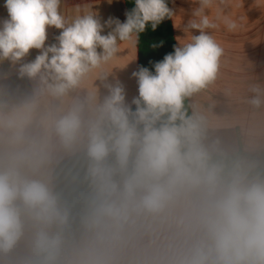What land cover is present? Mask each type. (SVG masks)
I'll use <instances>...</instances> for the list:
<instances>
[{"label": "clouds", "instance_id": "9594fccd", "mask_svg": "<svg viewBox=\"0 0 264 264\" xmlns=\"http://www.w3.org/2000/svg\"><path fill=\"white\" fill-rule=\"evenodd\" d=\"M216 3L198 0L184 31L199 35L155 62V74L132 73V110L108 76L129 62L115 63L122 45L135 48L149 22L155 30L173 16L166 0H135L124 22L104 24L90 10L70 19L62 0H5L0 60L36 86L19 103L0 99V264H264V85L223 89L251 111L249 122L186 103L222 79L225 48L208 30L244 27L219 8L206 14ZM48 27L61 31L46 46ZM32 49L40 51L24 62ZM96 80L107 89L102 100ZM236 126L242 148L219 135ZM77 154L90 191L68 247L71 210L51 174Z\"/></svg>", "mask_w": 264, "mask_h": 264}, {"label": "crops", "instance_id": "0c3cea01", "mask_svg": "<svg viewBox=\"0 0 264 264\" xmlns=\"http://www.w3.org/2000/svg\"><path fill=\"white\" fill-rule=\"evenodd\" d=\"M4 4L5 0H0V21L8 18ZM198 7V0H169V8L173 11L170 23L175 46H180V41L186 40L189 35H199V30L196 29H190L188 32L184 31L189 20L193 18L194 9ZM217 8L221 10L222 15H229L233 19L243 17L241 22L244 27L238 32L231 33L221 23L219 29L208 30L225 48L222 79L217 82L216 87L191 98L187 103L199 101L205 106L211 104L213 105V111L218 115H235L245 122H249L253 118L251 111L247 106L239 104L233 98L226 96L223 89L226 85H236L239 81H242L245 85L248 83L264 85V0H227L226 4H220L217 0L212 9L206 10V14L214 17ZM61 10L70 19L77 14L90 10L104 24L110 17L118 18L121 22H124L126 6L125 0H62ZM176 20L180 21L179 25L176 24ZM114 27L113 24L112 28ZM112 28L106 26L102 34H107ZM60 31L55 27H48L46 46L57 42L56 37ZM121 47L122 52L119 54L121 59L115 61V63L123 65L127 61L129 62L122 68H113L108 76V82L112 84L120 82L123 85L126 103L132 107L134 106L132 100L138 97L137 79L132 75L133 72L137 71L138 65L137 44L135 48L127 44ZM39 51L37 49L30 50L29 55L24 58V62L34 60ZM19 67V64H14L10 60H0V99L9 104L19 103L25 97L31 95L36 86L34 81L19 75ZM95 86L98 89V97L102 100L107 94V89L100 80L95 81ZM241 94H248L246 87L241 90ZM219 135L225 144L243 147L244 137L239 126L223 130ZM69 157L71 156H63L58 163ZM52 181L51 174V183ZM79 238L80 229L78 226L67 235L68 247L73 246ZM20 247L22 250L24 244L22 243ZM12 255H15V253Z\"/></svg>", "mask_w": 264, "mask_h": 264}, {"label": "trees", "instance_id": "16d2710c", "mask_svg": "<svg viewBox=\"0 0 264 264\" xmlns=\"http://www.w3.org/2000/svg\"><path fill=\"white\" fill-rule=\"evenodd\" d=\"M166 2L169 7V0ZM125 6L126 11H130L135 7V0H125ZM174 46L170 18H165L155 30L149 22L145 31L139 34L137 42V71L140 67H146L155 74L154 63L162 61L166 54L173 53ZM135 107L132 106V110H135ZM85 169L86 162L80 154L67 158L54 165L52 169L53 189L60 194L62 202L71 210V230L79 226V217L84 211L85 198L90 191L83 179ZM77 174L79 180L73 181L72 177Z\"/></svg>", "mask_w": 264, "mask_h": 264}]
</instances>
